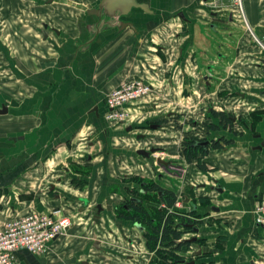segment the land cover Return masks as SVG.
Returning <instances> with one entry per match:
<instances>
[{
    "label": "crops",
    "instance_id": "1",
    "mask_svg": "<svg viewBox=\"0 0 264 264\" xmlns=\"http://www.w3.org/2000/svg\"><path fill=\"white\" fill-rule=\"evenodd\" d=\"M100 1L0 0V108L7 109L0 114V224L58 208L74 222L45 256L20 251L18 264H114L118 256L108 258L115 252L106 251L112 242L103 231L125 223L114 210L118 176L145 165L135 158L134 140L145 116L171 112L207 120L216 144L202 161L223 193L196 192L218 208L199 211V260L264 264V228L252 216L264 200V65L234 5L145 0L151 13L133 9L121 20L87 13ZM241 2L248 24L263 36L264 0ZM141 79L153 92L130 106L131 125L104 120L110 91ZM187 102L193 113L182 109ZM197 164H185L188 184L206 180Z\"/></svg>",
    "mask_w": 264,
    "mask_h": 264
},
{
    "label": "flooded vegetation",
    "instance_id": "2",
    "mask_svg": "<svg viewBox=\"0 0 264 264\" xmlns=\"http://www.w3.org/2000/svg\"><path fill=\"white\" fill-rule=\"evenodd\" d=\"M118 18L121 19L123 17H118ZM203 110H204L203 111L204 114H208L210 113V111H212V108L210 106H206ZM170 114L169 116H167V118L164 117L154 120L151 123L150 127L154 128L156 126L157 130L166 131V128H164L165 125L166 124L168 125L169 123H173V125H175L176 128H179V131L182 132V124L183 125L186 124L188 125V127L190 126V129L187 130L185 132L186 134L183 135L184 141L182 140L179 145V155L182 156V159L181 158L180 159L182 161V164L183 162L185 164H191L192 162L196 161L198 163L197 167L200 169L199 171L202 173V176L206 177V180L201 183L185 184L183 183L185 181H182L183 180L182 168L181 167L177 168V166H180L182 164H178L177 162H174L172 160L170 161L166 157H163L159 159L166 162L167 165H159L156 163L158 158H154V163L162 168L163 172H165L164 175L161 176L160 174H158L156 182H152V181L150 182L144 180L140 181V179L138 178L139 177L138 174H135L133 176L127 175L128 177H125L124 179L121 178L122 180H118V183L117 184L115 183L116 184L115 189L117 193L115 195L117 199V204L115 205L114 210L117 216L120 215L121 211H126L129 213V211H133L137 208H142V211L145 213V197H150L154 195L155 198L159 199L160 201V205L156 207L158 211L167 210V213L173 215L175 220H178L177 217L179 219L184 217L186 223H185V227H181L180 223L177 222V225L180 227L179 228L177 227L176 230L180 233L181 237L177 240H174L175 245L165 248L163 244H160L159 247L157 248V250L161 251L165 257L167 256L165 261L159 259V257L156 256L155 251H151L147 247L146 240L144 239L143 248L145 250V254L152 256L151 258L148 259L147 264H150L152 261H154V259L157 262L159 260L160 262H162V264H192V263L208 264L199 260L203 252L201 246L202 240L198 238L197 233H198V225L202 222V217H200L199 211H201V209L206 208V206L209 207V211L213 210V208H216L215 206H212L211 198L207 196L206 193L207 194L210 192L217 193L215 192L214 189L210 190L209 188L210 187L215 188V186L217 187L218 184L215 185L212 182L213 179L207 177L208 175L207 172L209 171L206 165L204 164V162L202 161L203 158L208 156L210 149L214 148L213 146H215L216 144L215 141L211 138V134L209 132L210 129L208 126L209 122L207 120L203 119L201 121H198L197 119L194 118L181 120L180 117L182 116H180L179 114H173L172 112ZM194 125L195 126L197 125V127H195ZM132 129L133 128H131V130L127 133H132L133 132ZM192 132L193 133L198 132L197 133L198 136L192 135ZM134 140L138 143L142 141L144 144V146L135 149V156H139L137 155V151L139 150H143L149 153L152 149H157L154 148L152 145H150L148 148H145V143H144L145 128L142 129L140 133L135 134ZM188 150L198 151L197 156L200 158L199 162L197 161L196 158H193L190 160V162H187L186 154ZM158 153L159 151L157 153H150L149 158H145L144 156H139V159L140 158H142L143 160L146 159L147 161L150 162L152 156ZM136 166L138 167L139 165ZM168 173L170 175H168ZM164 182L166 184H163ZM198 190L205 191L206 193L196 195L197 194L196 192ZM221 192L223 193V190ZM222 193L220 194L222 195ZM168 200H173V205L170 208L167 207V203L169 202ZM95 211L97 216L96 208ZM98 215H100V213ZM139 225L141 231L144 230L145 227L142 225V223ZM133 226H136V224ZM138 228L139 227H137V229ZM193 238H195V241L190 242L189 240ZM131 244L133 247L134 243L131 242ZM195 246L197 247L195 248ZM168 251L169 253H171L170 255H166V252ZM132 258L133 256H128V260H131ZM136 261L138 263L141 262V264L144 263V259L136 258Z\"/></svg>",
    "mask_w": 264,
    "mask_h": 264
},
{
    "label": "built area",
    "instance_id": "3",
    "mask_svg": "<svg viewBox=\"0 0 264 264\" xmlns=\"http://www.w3.org/2000/svg\"><path fill=\"white\" fill-rule=\"evenodd\" d=\"M233 5L245 26L250 44L260 52L258 63L264 65V35H256L248 24L241 0H234ZM152 92V85L144 79L119 84L105 99L104 120L115 125L130 126L135 120V116L130 113V106L141 102ZM197 133L192 132V135L198 136ZM158 154L155 158L166 157L163 153ZM252 216L254 223L264 228V200L253 208ZM73 224V219L60 208L9 218L0 224V264H18L16 254L20 251L35 257L45 256L54 240L65 236Z\"/></svg>",
    "mask_w": 264,
    "mask_h": 264
},
{
    "label": "rangeland",
    "instance_id": "4",
    "mask_svg": "<svg viewBox=\"0 0 264 264\" xmlns=\"http://www.w3.org/2000/svg\"><path fill=\"white\" fill-rule=\"evenodd\" d=\"M139 1H143V0H139ZM154 1H156V0H154ZM230 1L233 5L234 0H230ZM144 2H145V0H144ZM236 11H237V9H236ZM171 15H173V14H171ZM125 18L129 19V15L121 18V20H125ZM198 104H200V103H198ZM201 104H202V100H201ZM171 106L173 107L174 105L172 104ZM178 108L181 109V107H178ZM194 108H196V107L193 104V102L192 103L187 102L186 107H183L182 109L187 110V112H189V113L190 112L193 113L195 111ZM154 115H156V114L149 113L148 116H145V120L149 119L145 124L146 125V127H145V142H144L145 148H148L150 145H152L154 148L160 149L159 154L162 152L163 154L166 155V158L169 159L170 161L172 160L174 162H177L178 164H182V161H181L182 156L179 155V145H180V142L182 140L184 141L183 135L186 134L185 132L190 129V126L188 127V125L182 124V132H181V131H179V128H176V126L173 125V123H169L168 125L166 124L164 127V128H166V131L159 130L158 133H152L148 129V124H150L154 121L155 118L152 119ZM157 119H158V117H157ZM141 121H143V119ZM157 123H159V122H157ZM154 128H157V127L155 126ZM140 132L141 131H138V133H140ZM136 143H137L136 146H138L139 148L144 146L142 141L139 143L138 142H136ZM135 158H138V157L136 156ZM154 158H155V155L152 156V158L150 159V162L145 159L144 160L145 165L142 164L143 168L141 167V165H139L138 167L135 165L132 168L133 173L139 175L138 178L140 179V181L144 180V181L156 182L158 174H160L161 176L164 175L165 172H163L162 168L157 166L154 163ZM180 167L183 170L182 171V178H183L182 181H185L183 183L188 184L189 178H187V179L185 178V173H186L185 172V170H186L185 169V167H186L185 163L183 162L182 165L177 166V168H180ZM85 168H87L86 165H85ZM80 170H82L81 167H80ZM88 172L89 171L86 170V171H83L81 173H88ZM168 175H170V174L168 173ZM122 176H123L122 174L119 175L118 180H122L120 178ZM172 182H175V181H172ZM176 182H178V181H176ZM163 184H166V183L164 182ZM115 191H116V189H115ZM159 205H160V201H159V199L155 198L154 195L150 196V197H145V212L147 213L148 218L152 217V216L154 218L156 217V210H157L156 207H158ZM92 210H93V213L95 214L96 211L94 209H92ZM116 217L118 218V220L125 221L122 228H119V229L116 228L115 229V224H113V225H111V229L105 228L103 231L105 236L110 238V242H112L111 245H109V249H108V247L106 248L107 249L106 251H110V253H111L114 250V252L116 253L115 254L112 252L111 255L108 256V258L112 259L113 257L118 256L117 258H114L111 260V262H113L114 264H135V263H137L135 261L136 258L141 257V259H144L143 264H147L148 259L151 258L152 256L146 255L145 250H144V253L138 252V251H141L143 249V241L145 238V236H144L145 234L143 233V231L145 230V228H144V230L141 231V229H139V228L137 229V227H136V226L140 227V225L138 223H136V226H133L135 224L132 223L130 220L121 219L122 218L121 216H116ZM148 218H147V220H148ZM103 219H105V218L103 217ZM144 225L146 227V222L144 223ZM112 228L114 229V231L111 235H109L108 232L110 233V230H112ZM130 241L134 243L133 247H132V244ZM106 253H108V252H106ZM128 256H133V258H132L133 260L131 259V260H129L130 261L129 262ZM106 263L111 264V263H108V260ZM139 264H141V262H139Z\"/></svg>",
    "mask_w": 264,
    "mask_h": 264
},
{
    "label": "trees",
    "instance_id": "5",
    "mask_svg": "<svg viewBox=\"0 0 264 264\" xmlns=\"http://www.w3.org/2000/svg\"><path fill=\"white\" fill-rule=\"evenodd\" d=\"M197 155L198 151L188 150L186 154L187 162H190V160L193 158H196L199 162L200 158ZM168 201L167 207L170 208L173 205V200ZM129 213L126 211H121L119 216L122 217L121 219L130 220L134 224L142 223L144 227L145 225L143 223L146 222V227L144 231V239L146 240V245L151 251H155V254L159 257V259L165 261L167 256L165 257L161 251L157 250V248L160 244H163L165 248L175 245L174 240H177L181 237L180 233L176 230L177 227H180L177 225V222L180 223L181 227H185V218L182 217L179 219L177 217L178 220H175L173 215L167 213V210H156L155 218L153 216L148 218L147 213H144L142 211V208H137L133 211H129ZM146 217L148 218V220ZM170 254L171 253H169V251L166 252V255ZM150 264H162V262H160L159 260L157 262L154 259V261H152Z\"/></svg>",
    "mask_w": 264,
    "mask_h": 264
},
{
    "label": "water",
    "instance_id": "6",
    "mask_svg": "<svg viewBox=\"0 0 264 264\" xmlns=\"http://www.w3.org/2000/svg\"><path fill=\"white\" fill-rule=\"evenodd\" d=\"M133 9H139L143 12L151 13L149 8H148V5L145 4V2H142V3L138 2V0H101L97 9L87 10V13L97 14V15L104 13L105 15H107L109 17H125V16L129 15V13ZM178 16L180 18H183L182 13H179ZM119 25H120L121 29H125L126 27L134 29V26L131 22H127V23L123 22V23H120ZM6 112H7V109L5 108V106H1L0 114H4ZM129 130H131V127L127 128L126 131H129ZM202 145H204V144H202ZM261 145L264 146V141L262 142ZM158 151H159L158 149H152L148 153L146 151L139 150V151H137V155L144 156L145 158H149L150 153H157ZM156 163L159 165H167L166 162H164L163 160H161L159 158L157 159ZM212 182L215 185L218 184L217 181H215V180H212ZM209 189L210 190L214 189L215 192H217L219 194L222 193L221 192L222 190L219 187V184L217 187L216 186H215V188L210 187ZM216 209H218V208H216ZM96 210H97V215H98L102 211L101 205H98L96 207ZM96 217H98V216H96ZM137 227H139V226H137ZM139 229H140V227H139ZM189 241L193 242V241H195V238H193ZM93 246L96 247L97 249H99V242H94Z\"/></svg>",
    "mask_w": 264,
    "mask_h": 264
}]
</instances>
